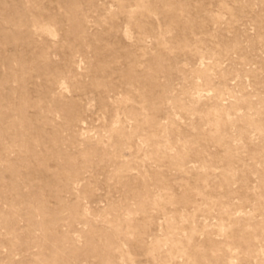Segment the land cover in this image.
Wrapping results in <instances>:
<instances>
[{
  "label": "rangeland",
  "instance_id": "rangeland-1",
  "mask_svg": "<svg viewBox=\"0 0 264 264\" xmlns=\"http://www.w3.org/2000/svg\"><path fill=\"white\" fill-rule=\"evenodd\" d=\"M0 264H264V0H0Z\"/></svg>",
  "mask_w": 264,
  "mask_h": 264
}]
</instances>
